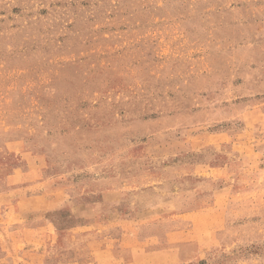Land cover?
Here are the masks:
<instances>
[{
    "label": "rangeland",
    "instance_id": "1",
    "mask_svg": "<svg viewBox=\"0 0 264 264\" xmlns=\"http://www.w3.org/2000/svg\"><path fill=\"white\" fill-rule=\"evenodd\" d=\"M0 264H264V0H0Z\"/></svg>",
    "mask_w": 264,
    "mask_h": 264
}]
</instances>
